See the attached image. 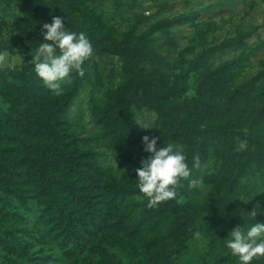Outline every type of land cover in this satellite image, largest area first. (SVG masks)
<instances>
[{"label": "rangeland", "instance_id": "rangeland-1", "mask_svg": "<svg viewBox=\"0 0 264 264\" xmlns=\"http://www.w3.org/2000/svg\"><path fill=\"white\" fill-rule=\"evenodd\" d=\"M30 3L37 9L35 32L29 31L26 22L25 8ZM54 16L63 18L69 31L83 32L88 38L93 35L102 49H106L111 33L113 39L120 42L131 32L142 36L151 26L165 20L180 21V24L156 33L146 47L156 62L167 63V77L171 82L178 79L186 89L183 99L194 104L213 99L217 106L225 108L234 91L247 90L250 81L264 71V0H0V45L4 48L12 46L15 50L13 54L2 52L6 60L0 62V68L21 69L24 64L22 71L11 76L0 72V89L6 82L14 83L18 79L25 81L34 77L40 80L32 60L35 50L44 43L43 25L50 24ZM93 49L92 57L84 63L87 75L83 86L76 90L79 93L70 102L68 142L74 153L86 154L80 156L82 162L88 163L89 156L100 161L109 171L107 180L112 182L121 177L118 167L123 159L134 161L143 153V150L124 146L136 143V147H140L137 142H129L125 131L131 126L152 137L161 134L163 129L157 113L147 107L150 93L140 81L152 70V63L144 62L136 73L125 58L104 53L96 47ZM74 82L72 74L62 85L64 92L58 96L61 110L65 108L67 96L73 93ZM39 84L44 85L43 82ZM127 102H131L128 112L124 111ZM0 108H8L1 98ZM201 108L197 109L198 115ZM197 120L198 123L192 126L200 132L197 134H201L205 127L201 126L200 118ZM144 122H150L153 128L146 129ZM107 124L109 128H106ZM2 132L8 133L6 129ZM117 137L119 140L114 139ZM118 142L122 145H117ZM200 142L206 143L207 153L206 163L200 167L197 177L202 183L188 190L182 202L204 203L210 198L212 187L205 184L203 178L222 169L223 161L217 153L224 142L233 145L236 152H247L251 168L237 184L235 198L227 196L222 210L226 221L218 224L209 217L199 219L195 235L187 241L186 249L175 264H237V259L225 246V239L234 228L243 227L246 220H251L247 212H264V160L260 159L264 155V96H254L245 102L236 119L235 131L227 139L215 135ZM17 144L0 142V206L21 215L15 216V223L0 221V231L7 225L22 227L19 223L22 215L39 218L45 209L46 199L39 195L34 184L33 154L19 151L21 154L12 155L10 150ZM14 161L18 165L12 170L7 169V163ZM19 162L23 163L20 165ZM25 170H30L27 177L16 175ZM7 179L16 180L18 188H23L28 198L26 203L17 200L13 207L12 202H8L13 192L6 190ZM19 182L24 184L19 185ZM0 216L3 215L0 213ZM254 222L264 223V214H258ZM26 228L30 229V224ZM19 244L16 254L8 253L9 244L0 240V264H75L68 255L60 258V246L51 226L39 229L33 238L28 237ZM92 259L108 262L102 257ZM90 261L84 259L81 263Z\"/></svg>", "mask_w": 264, "mask_h": 264}, {"label": "trees", "instance_id": "trees-1", "mask_svg": "<svg viewBox=\"0 0 264 264\" xmlns=\"http://www.w3.org/2000/svg\"><path fill=\"white\" fill-rule=\"evenodd\" d=\"M36 13L37 9L32 3L26 6V22L31 32L36 30ZM180 23L178 20H165L151 26L142 36L131 32L120 42L113 39L111 33L107 38L106 49L96 44L93 35L89 40L93 48L125 58L136 73L144 62L152 63V70H146L148 73L140 81L150 93L148 109L157 113L161 120L160 128L163 130L161 134H156V137H160L157 147L159 149L173 144L186 154L190 167L194 163L193 157L198 156L200 166L192 169L191 176V179H197L199 169L207 159L206 143L200 141L215 135L227 139L235 131L236 119L245 102L254 96H264V71L250 81L247 90L234 91L225 108L217 106L213 99L200 105L183 99L185 86L178 79L171 82L166 74L167 63L156 62L146 47L156 33ZM89 33L92 34V31ZM4 51L13 54L15 50L12 46L4 48L0 45V53ZM23 65L21 69L0 68V72L11 76L22 71ZM83 68L86 69L85 64ZM85 75V72L83 76L73 73L74 90L65 99L64 110L58 108L59 97L53 95L45 85L39 84L42 83L41 79H18L14 83L6 82L0 89V98L8 105L6 110L0 108V142L19 143L10 150L12 155L28 151L33 154L32 164L36 168L34 184L39 189V195L46 199L45 209L39 218L22 215L19 223L23 226H5L0 231V238L3 237L0 240L9 244L8 253L16 254L20 241L33 238L39 229L51 226L54 239L60 246V258L68 255L75 264H83L81 262L84 259H91L87 264H175L177 257L186 249L187 241L195 235L199 219L209 217L218 224L226 221L222 210L227 196L235 198L237 184L251 168L250 155L236 152L233 145L224 142L217 153L223 161L222 169L203 178V182L212 187L208 200L204 203L193 200L182 202L181 199L192 188L189 180H182L175 199L150 208L147 206V197L137 187L135 169L140 168L142 161L151 155L144 151L142 137L145 135L139 130L130 126L125 132L129 142H137L140 147H136V143L124 146L143 150V153L134 161L123 159L118 167L121 177L112 178V182L107 180L109 171L94 156H89L88 163L82 162L80 156L86 154L79 156L70 148L72 144L68 142L70 134L67 132L71 130L70 102L79 93L76 90L82 88ZM130 105L131 102H127L124 111L128 112ZM199 107L202 108L198 115ZM104 113L103 116L106 115ZM120 117H123L122 114ZM198 118L201 119V126L205 127L201 134H197L200 132L192 126L198 123ZM106 128H109V124ZM5 129L7 134L2 132ZM114 139L119 140V137ZM255 143L262 145L260 142ZM117 145L122 143L118 142ZM260 159L264 160V155ZM19 163L21 165L23 162ZM14 165H18V162H8L6 168L12 170ZM29 171L17 172L16 175H24L25 178ZM5 185L7 191L13 192V197L10 196L8 201L12 202L13 207L17 200L26 203L28 198L23 188H18L16 180L7 179ZM33 197L39 200L37 196ZM0 213L3 215L0 221L7 223H15V216L21 215L15 210L10 212L4 206H0ZM27 224H30V229L26 228ZM94 256L105 258L108 262H97L92 259ZM253 264H264V259Z\"/></svg>", "mask_w": 264, "mask_h": 264}, {"label": "clouds", "instance_id": "clouds-1", "mask_svg": "<svg viewBox=\"0 0 264 264\" xmlns=\"http://www.w3.org/2000/svg\"><path fill=\"white\" fill-rule=\"evenodd\" d=\"M42 36L45 42L35 50L32 60L34 71L46 88L59 96L64 92L62 85L73 73L84 75L83 65L92 57L94 49L85 33L69 31L61 17L54 16L50 24L45 23ZM5 60V54L0 53V62ZM143 126L153 128L150 122H144ZM159 139L148 135L142 137L144 151L151 155L142 161L140 168L135 169L137 187L147 197L150 208L175 199L182 180H189V186L193 188L202 183L201 179H191L192 169L200 166L199 157H193L194 163L190 167L186 154L173 144L158 149ZM247 213L250 222L246 220L243 227L234 228L225 239V246L237 259V264H253L264 259V223H253L256 216L264 212Z\"/></svg>", "mask_w": 264, "mask_h": 264}, {"label": "crops", "instance_id": "crops-1", "mask_svg": "<svg viewBox=\"0 0 264 264\" xmlns=\"http://www.w3.org/2000/svg\"><path fill=\"white\" fill-rule=\"evenodd\" d=\"M11 64V63H10Z\"/></svg>", "mask_w": 264, "mask_h": 264}]
</instances>
